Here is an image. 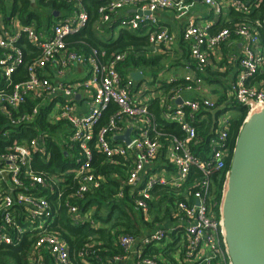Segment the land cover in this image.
I'll return each instance as SVG.
<instances>
[{
  "label": "built area",
  "instance_id": "obj_1",
  "mask_svg": "<svg viewBox=\"0 0 264 264\" xmlns=\"http://www.w3.org/2000/svg\"><path fill=\"white\" fill-rule=\"evenodd\" d=\"M83 1L66 0L69 12H58L53 24L42 29L34 23L22 26L17 16L6 18L0 10V248H19L27 238L36 236L30 248V264H44L45 252L54 264H72L65 241L52 227L63 211L74 225L83 223L81 210L72 201L84 200L107 181L96 173L97 151L109 164H128L121 191L125 186L136 191L135 204L144 218L150 216L155 187L191 193L186 200L177 202L173 213L182 223L180 229L159 230L140 239L120 237L126 257L140 244V262L160 264L162 255L141 258L144 249L162 246L176 234L184 240L176 248L183 255L182 264H232L225 241L222 203L219 212L214 211L209 193L212 175L225 172L233 155L229 137L233 112L219 117L210 156L201 159L192 152L193 144L199 140L196 124L204 119L201 113L214 111L216 104L206 98H183V93L200 91L210 55L238 38L245 47L237 59L238 77L230 85L231 99L247 109V117L260 112L264 108V87H254L250 82L264 66L256 28H264V15L255 27L243 23L211 33L212 22L202 23L193 16L195 0H95L101 3L98 35L111 31L114 24L132 32L145 31L153 54L176 41L159 15L172 12L176 19L186 20L181 37L189 48L196 74L186 75L181 79L182 86L165 97L158 88H149L146 82L139 86L131 78L138 71L125 66L131 50L109 55L82 40L71 41L83 34L89 22ZM200 1L217 20L224 2L236 12L250 14L264 0ZM23 38L34 47L31 61H26L21 47ZM75 43L88 49L75 50ZM73 69L83 70L81 78L65 81ZM122 69L126 72L122 73ZM16 77L22 79L15 81ZM157 96L162 98L163 121L177 124L182 137L165 133L149 111V102ZM178 99L183 100L182 104H177ZM113 105L116 112L105 120ZM43 118L47 128L40 126ZM51 127H59L55 139L63 150L69 149L75 162L74 168L53 174L45 169L52 161ZM127 130H131L130 143L115 140ZM194 172L202 178L188 184ZM228 176L229 171L226 184ZM125 258L116 257L114 264Z\"/></svg>",
  "mask_w": 264,
  "mask_h": 264
},
{
  "label": "trees",
  "instance_id": "obj_2",
  "mask_svg": "<svg viewBox=\"0 0 264 264\" xmlns=\"http://www.w3.org/2000/svg\"><path fill=\"white\" fill-rule=\"evenodd\" d=\"M242 1L248 2L253 0ZM100 4L101 3H98L95 0L83 1V5L89 12V22L83 34L73 38L71 41L76 42L82 40L89 46L95 47L99 50H106L109 55L114 52L131 50V56L125 63V66L131 68V70L147 72L145 77L151 79V81L144 79L139 82L138 85L140 86L146 82L147 86L151 88L160 84L161 87L156 90L160 91L165 97L169 95L174 88L182 86L184 83L182 80H177L173 83L159 81V76L153 72V68L160 61L161 57L150 54V46L145 31L132 32L119 28V25L114 24L113 27L110 28L111 31L106 30L107 39L102 40L100 34L98 35L96 32V25L99 23L98 9ZM69 8L70 6L66 3V0L0 1V10L5 14L6 18L17 16L22 26L34 23L38 29L50 27L55 21L54 14L61 12V14L65 15V13L69 12ZM263 15L264 1L250 14H242L230 9L229 16L232 21L230 23H224L223 21L218 20L217 24L212 28L211 33L223 28H234L235 25L243 23L255 27L256 22L261 20ZM256 28L259 33L261 49L264 55V28ZM20 44L25 52L26 61H31L35 56H30L34 47L24 38L21 40ZM182 44L184 48L185 43L182 42ZM72 46L73 49L80 51H82V48H84V50L88 49L79 43H75ZM184 52H186V62L192 63L191 58L187 56V50L185 48ZM121 71L122 73L126 72L124 69ZM202 77L205 80V77ZM21 79L22 77H16L15 81ZM250 84H258L259 86L264 87V66ZM226 100L227 97L225 95L223 97L221 96L216 102L215 110H204L201 113V117L206 116V119L196 124L199 140L196 144H193L192 152L195 156L201 159H207L210 156V145L215 135L217 120L227 111L234 112L232 114L233 119L229 126V137L232 150L235 148L237 138L247 118V109L233 102L226 105ZM148 109L153 115H155L157 123L163 128L165 133L182 137V132L177 124H167L163 121L164 107L161 96L152 99L149 102ZM116 110V106H111L105 114L104 119L106 120L110 115L116 112ZM40 126L42 128L48 127L44 118L41 119ZM58 128L59 127H51L52 137L50 138L51 141L49 144L52 150V161L45 168L50 174L62 172L75 167L73 155L70 153L69 149L63 150L59 145V141L55 139ZM18 138H21V136ZM53 138L54 141L52 140ZM163 143L167 144V141H163ZM162 158L164 160V156ZM230 162L231 158L227 163L225 172L215 173L211 177L209 202L212 206L215 205L214 211L217 213L219 212V207L222 203L226 185V172L229 171ZM127 166L128 164L124 162L116 165L109 164L96 151L94 162V167L97 171L96 173L104 176L107 181L103 183L98 191L87 194L84 200H73L72 202L79 206L81 213L93 211V218L95 222L101 223V227L94 229L89 223H78L74 225L66 211L61 213L55 225L52 227V231L58 233L65 241L69 250L70 262L72 264H114V259L116 257L125 258L127 254L120 244V237L131 236L139 239L143 235L141 229L144 227L153 228L157 224L163 223L165 220H167V223L171 224L174 219L173 213L176 209L177 202L186 200V197H190V191L184 193L181 190H175L168 187H155L152 190L153 201L150 205V217L152 218V221L148 222L136 207V191H134L133 195H129L130 187L127 186L121 191L123 181H125L128 176ZM200 177V173L194 172L188 180V184H192L195 178ZM71 188L68 189V193L71 192ZM120 191L123 196L117 197ZM129 209L136 212L138 222L134 221V215L127 213L126 210ZM105 210L108 211V215L103 217L101 213ZM116 210L120 213L117 217L114 215ZM168 220L170 222H168ZM35 239L36 236L27 238L24 244L19 248H0V264H30V248ZM173 251L174 249H172L171 246H168L165 249H162L161 246H151L144 249L141 258H144L145 256L152 257L162 255L163 259L160 261V264H179V262L174 260L171 256ZM83 252L84 254L81 255ZM182 256L183 255H180L181 261L183 260Z\"/></svg>",
  "mask_w": 264,
  "mask_h": 264
},
{
  "label": "water",
  "instance_id": "obj_3",
  "mask_svg": "<svg viewBox=\"0 0 264 264\" xmlns=\"http://www.w3.org/2000/svg\"><path fill=\"white\" fill-rule=\"evenodd\" d=\"M131 78L139 83L143 74L135 72ZM182 102L178 99L177 104ZM130 133L115 140L130 143ZM222 215L232 264H264V108L246 118L237 138Z\"/></svg>",
  "mask_w": 264,
  "mask_h": 264
},
{
  "label": "crops",
  "instance_id": "obj_4",
  "mask_svg": "<svg viewBox=\"0 0 264 264\" xmlns=\"http://www.w3.org/2000/svg\"><path fill=\"white\" fill-rule=\"evenodd\" d=\"M230 9L231 8L228 7L227 3L224 2L222 15L220 17L217 16V20H215V17L213 16V14L210 13V11L202 4V2L200 0H195V6L193 8V16L197 18L199 22H202V23L206 21L212 22L213 25L211 28H213L217 24L218 20H221L224 23L225 22L230 23L232 21V19H230V16H229ZM159 18H160V21L163 24H165L169 28V30L173 33L176 41L172 46L168 48H163L162 50H160V52L156 54H153L151 49L149 50L150 54L158 55L161 57L160 61L153 68V72L158 74L159 81H166L167 83H170V81L173 79H175L176 81L181 80L182 78H184L186 75H189V74L195 75L196 69H195L194 63L186 62L187 57L185 56L186 52H184V48L187 50V56L190 57L189 48L186 44H184V48H183V44H182L183 41H182L181 36H182V31L184 29V26L186 25V20L180 21L176 19L174 13L172 12L161 13L159 15ZM244 47H245V42L242 39L232 38L226 44L221 46L220 49L212 53L208 59V66L206 68V72L203 75L205 77V80L203 79V85H202L201 90L192 91V92H184L183 98H194V99L206 98V99L212 100L216 104L218 99L221 96L223 97L225 95L227 97L226 105L232 103L230 85L238 77L239 66L237 63V59L242 55ZM260 50L262 52L261 48ZM81 72H83V70H80V69H73L69 71L67 75L65 76V81L79 80L81 78ZM136 72H141L143 74V79L145 77V74H147V72H144L141 70H138ZM145 79L148 81H151L150 78L145 77ZM215 83L222 88L221 89L220 87L218 88V86H216ZM207 85L213 86L211 91L210 89L207 88ZM252 86L260 87L258 84H252ZM160 87L161 85L157 84L156 86L151 87V88L154 89V88H160ZM214 98L216 99L214 100ZM205 119H206V116L204 117L202 121H204ZM133 193H134V190L130 188L129 195H133ZM81 215H82L81 221L83 222L82 224L89 223L87 219L84 217V216H87L88 218L91 219V222L89 223L91 227H93L94 229H98L99 227H101L100 222L99 223L95 222L93 218V211H90L88 213L87 212L81 213ZM144 219L148 222L152 221V218L150 216ZM93 222L94 224H91ZM168 222L170 221L168 220ZM181 227H182V223L177 218H174L171 224L167 223V220H165L163 223L157 224L153 228L152 227L142 228L141 231L143 235L141 237L148 236L149 234L155 233L156 231H159V230H166V231L168 230L170 232L174 230L176 231L177 229H180ZM170 239H173V242L171 243L170 246L172 247V249H174L175 253L177 254L179 253L180 255V252H177L176 248L180 246L182 235L175 234L174 236L170 237ZM183 243H184V240H183ZM167 247L164 245L161 246L162 249H165ZM142 251H143V247L140 246V244L134 246L131 254L128 257H126L120 264H142L139 258L137 257V254ZM171 256H172V253H171ZM43 259H44V264H54L53 260L51 259L49 254L46 252L43 254ZM178 262L179 264H182L180 257H179Z\"/></svg>",
  "mask_w": 264,
  "mask_h": 264
},
{
  "label": "rangeland",
  "instance_id": "obj_5",
  "mask_svg": "<svg viewBox=\"0 0 264 264\" xmlns=\"http://www.w3.org/2000/svg\"><path fill=\"white\" fill-rule=\"evenodd\" d=\"M37 1H39V0H37ZM36 3H37V2H36ZM101 37H102V40H106V39H107V34H106L105 31L102 32ZM115 38H116V34H115ZM215 84H216V83H215ZM215 84H213V85H215ZM216 86H218V88L220 87V86L217 85V84H216ZM207 88L210 89V91H211V89L213 88V86H211V85H207ZM221 88H222V87H220V89H221ZM215 99H216V98H214V100H215ZM233 113H234V112H233ZM120 193H121V191L119 192V194H118L117 197H122V196H123V195H121ZM126 211H127L128 214H130V215H134V216H135L134 221H135V222H138V218H136V212L132 211L131 209L126 210ZM115 212H116V213L114 214L115 217L119 216V214H120L119 211L116 210ZM101 215H102L103 217L107 216V215H108V211H107V210L103 211V212L101 213ZM172 242H173V239H170V238L168 237V238L164 241L163 245L167 247V246H170ZM182 244H183V239H182L181 242H180V245H182ZM179 257H180L179 253L177 254V253H175V251L172 252V258H173L174 260L179 261Z\"/></svg>",
  "mask_w": 264,
  "mask_h": 264
}]
</instances>
